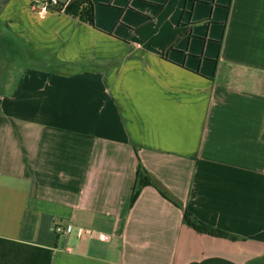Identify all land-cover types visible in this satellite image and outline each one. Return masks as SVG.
Segmentation results:
<instances>
[{
  "label": "crops",
  "instance_id": "1",
  "mask_svg": "<svg viewBox=\"0 0 264 264\" xmlns=\"http://www.w3.org/2000/svg\"><path fill=\"white\" fill-rule=\"evenodd\" d=\"M40 1L0 0V264H264V0Z\"/></svg>",
  "mask_w": 264,
  "mask_h": 264
},
{
  "label": "trees",
  "instance_id": "2",
  "mask_svg": "<svg viewBox=\"0 0 264 264\" xmlns=\"http://www.w3.org/2000/svg\"><path fill=\"white\" fill-rule=\"evenodd\" d=\"M56 10L64 11L66 14L78 18L83 22L89 23L90 25H95V10L94 5L91 0H70L68 3H59L56 5ZM152 185L156 187L163 197L173 202L176 206L180 207L184 211V223L192 227L199 233H206L216 237L235 239V237L221 229L215 228L210 224H207L200 220L194 213L189 211L187 208L174 199L168 192L164 190L159 182H157L153 177H151L146 171L139 168L137 181L135 183L132 197L131 205H133L138 199L143 187Z\"/></svg>",
  "mask_w": 264,
  "mask_h": 264
},
{
  "label": "built area",
  "instance_id": "3",
  "mask_svg": "<svg viewBox=\"0 0 264 264\" xmlns=\"http://www.w3.org/2000/svg\"><path fill=\"white\" fill-rule=\"evenodd\" d=\"M58 4H59V0H41L39 3H35L33 5V8L38 10L39 13L42 14V13L49 11L50 9H52ZM38 7H40V9H38ZM73 230L74 228L72 225H67V226L56 225L54 227V231L57 234H68V233H71ZM101 238L105 241L109 240V235L101 234Z\"/></svg>",
  "mask_w": 264,
  "mask_h": 264
}]
</instances>
